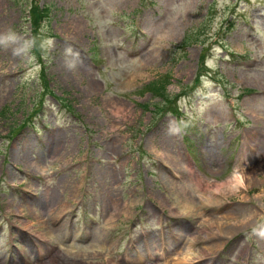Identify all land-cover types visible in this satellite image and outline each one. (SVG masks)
Instances as JSON below:
<instances>
[{"label":"rangeland","instance_id":"1","mask_svg":"<svg viewBox=\"0 0 264 264\" xmlns=\"http://www.w3.org/2000/svg\"><path fill=\"white\" fill-rule=\"evenodd\" d=\"M34 2L52 8L38 44ZM8 28L0 264H264V0H0ZM236 169L243 185L203 206L196 177ZM184 187L196 207L172 214Z\"/></svg>","mask_w":264,"mask_h":264},{"label":"bare ground","instance_id":"2","mask_svg":"<svg viewBox=\"0 0 264 264\" xmlns=\"http://www.w3.org/2000/svg\"><path fill=\"white\" fill-rule=\"evenodd\" d=\"M178 158H179V156L175 155V154L171 155L169 157V159L171 160L172 164L179 163L180 159H178ZM243 182H244V179H243V176H242V171L239 170V169H236L233 177L229 178L227 181H224V182H215V183H211V184L209 183L208 184V182L205 183V181H203L202 179H200V177L197 176L196 179L192 183L194 184V187L198 191H201L200 188L205 185L204 192L202 191L201 196L198 197V199H199V201L201 202V204L203 206H205V207L211 206L212 207L215 204H219L220 203L221 194L222 195L223 194L224 195H229V194H232V193L236 192L238 190V187L243 185ZM209 186L211 187L210 190L208 189ZM207 189H208V191H206ZM184 191L185 192L187 191L186 192L187 193L186 199H181L183 197L182 196V197H178V200H177V204L179 205V207H180L182 212L181 213H172V214H180V215L181 214H187V213H190L191 210H194V208L196 207L193 199L190 198V197H192L190 195V192H188V190L185 187H184ZM115 204L117 206V203H115ZM63 207H65L64 209H66V208L70 207V204H68V205L65 204ZM204 222L207 225V226H205L206 230H204V232L207 233L208 238L213 237L215 235L218 236V234H217L218 232L216 231L217 230V226L214 223L215 221L213 220V216L207 217L204 220ZM150 239L151 238L148 239L149 240V245L147 243H144L145 246L139 247V249L137 248V250L144 249V248H147V247L157 246V245H154V241L152 239L151 240ZM139 244H141V243H139ZM191 249H193V248H191ZM210 249H211V247H210ZM213 250L214 249H212L211 251H213ZM191 256H192V253L185 254L183 258H178L174 262V264L187 263V262H189L192 259L193 256L192 257ZM197 258L200 259L202 257H197Z\"/></svg>","mask_w":264,"mask_h":264},{"label":"trees","instance_id":"3","mask_svg":"<svg viewBox=\"0 0 264 264\" xmlns=\"http://www.w3.org/2000/svg\"><path fill=\"white\" fill-rule=\"evenodd\" d=\"M51 6L44 5L40 6L37 2H34L29 9L30 22L32 25V31L35 38V43L38 44L39 36L41 35V28L44 24V21L48 20L51 16ZM154 89L158 92H161L160 95L167 96V85L162 83L154 86ZM169 101V99H168Z\"/></svg>","mask_w":264,"mask_h":264},{"label":"clouds","instance_id":"4","mask_svg":"<svg viewBox=\"0 0 264 264\" xmlns=\"http://www.w3.org/2000/svg\"><path fill=\"white\" fill-rule=\"evenodd\" d=\"M19 36H21L20 33L16 32L12 28H8L7 30L0 32V45H3L5 41H10V42L15 43V41L17 40ZM49 42L51 43V41ZM4 48H8V47L5 46ZM11 49H12L13 55L20 56L21 49L15 48V47H12ZM23 50L29 53L31 52V48L28 47L27 40H25L24 42Z\"/></svg>","mask_w":264,"mask_h":264}]
</instances>
